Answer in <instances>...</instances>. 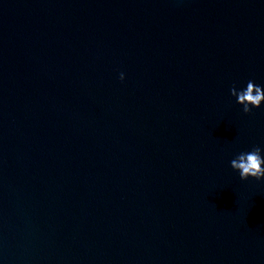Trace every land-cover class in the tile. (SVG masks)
Listing matches in <instances>:
<instances>
[{"label": "water", "instance_id": "1", "mask_svg": "<svg viewBox=\"0 0 264 264\" xmlns=\"http://www.w3.org/2000/svg\"><path fill=\"white\" fill-rule=\"evenodd\" d=\"M249 79L264 0H0V264H264Z\"/></svg>", "mask_w": 264, "mask_h": 264}, {"label": "clouds", "instance_id": "2", "mask_svg": "<svg viewBox=\"0 0 264 264\" xmlns=\"http://www.w3.org/2000/svg\"><path fill=\"white\" fill-rule=\"evenodd\" d=\"M119 79H125V73H119ZM235 103L242 106V111L247 114L253 109L264 106V85L249 79L246 86L237 88L235 85L230 89ZM230 167L236 171L241 180L254 178L257 181L264 180V147L253 146L246 151L237 153L230 161Z\"/></svg>", "mask_w": 264, "mask_h": 264}]
</instances>
